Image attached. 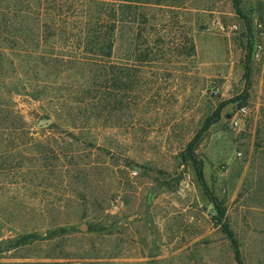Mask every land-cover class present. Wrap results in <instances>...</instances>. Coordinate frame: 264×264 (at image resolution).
Segmentation results:
<instances>
[{
    "label": "rangeland",
    "instance_id": "1",
    "mask_svg": "<svg viewBox=\"0 0 264 264\" xmlns=\"http://www.w3.org/2000/svg\"><path fill=\"white\" fill-rule=\"evenodd\" d=\"M237 2L142 1V53L151 56L132 108L110 121L75 125L72 100L0 92L29 132L12 156L18 167L0 174V239L58 231L0 246V264H239L236 246L244 264H264V0ZM17 69L15 84L30 77ZM54 72L40 75L63 93L83 73ZM244 104L249 113L232 126L227 114ZM46 118L53 123L39 128ZM194 140L197 164L187 156ZM152 185L164 191L148 204Z\"/></svg>",
    "mask_w": 264,
    "mask_h": 264
},
{
    "label": "trees",
    "instance_id": "2",
    "mask_svg": "<svg viewBox=\"0 0 264 264\" xmlns=\"http://www.w3.org/2000/svg\"><path fill=\"white\" fill-rule=\"evenodd\" d=\"M81 1L85 8L79 12L72 3L65 10L61 0H0V92L11 100L14 92H23L34 98L54 96L62 107L68 106V100H72L77 104L76 107L69 106L72 108L70 115L76 118L75 125H78L75 121L89 123L92 118L110 121L129 106L128 109L132 108L129 104L133 96L129 94L139 91L142 86V62L151 56L149 51L142 53V1L145 0ZM235 2L237 6V0ZM46 49L49 55L35 56ZM59 49L66 54L54 53ZM193 49L192 46L191 51ZM118 50L121 51V62L113 60ZM16 61H20L18 67ZM23 67H27L24 76L30 77H20L15 84L12 77L17 74V68ZM50 67L57 79L64 71L74 69L79 72L80 69L83 72L78 75L81 82H70L72 86L66 89V93L61 91L62 88L54 92L51 84L58 83V80L50 81L48 76L40 75ZM35 81L41 83L42 89L28 91ZM1 98L2 94L0 140L6 144L0 152V174L11 173L18 167L12 156H22L24 142H21V137L29 134L26 125L22 127L19 124L22 116L16 104ZM75 109L76 113H73ZM196 143L195 140L190 142L187 156L197 164ZM198 176L204 183L202 166L198 167ZM220 217L218 220L222 223L223 218ZM223 225L236 244L228 224L224 222ZM57 235L56 230L45 236L33 234L0 239V246L6 250L18 249L38 239ZM235 249L239 264H244L239 248L236 246Z\"/></svg>",
    "mask_w": 264,
    "mask_h": 264
},
{
    "label": "water",
    "instance_id": "3",
    "mask_svg": "<svg viewBox=\"0 0 264 264\" xmlns=\"http://www.w3.org/2000/svg\"><path fill=\"white\" fill-rule=\"evenodd\" d=\"M228 118H231V114H227ZM53 123V118H46V119H41L38 122V127L39 128H46L49 127ZM164 191V188L158 186V185H152L150 188L149 196H148V204H151L154 200V198L161 194ZM82 230H87L86 224H84L81 227Z\"/></svg>",
    "mask_w": 264,
    "mask_h": 264
},
{
    "label": "built area",
    "instance_id": "4",
    "mask_svg": "<svg viewBox=\"0 0 264 264\" xmlns=\"http://www.w3.org/2000/svg\"><path fill=\"white\" fill-rule=\"evenodd\" d=\"M249 113V107L247 105L240 106L236 111L230 113L232 121V126H239L243 117Z\"/></svg>",
    "mask_w": 264,
    "mask_h": 264
}]
</instances>
